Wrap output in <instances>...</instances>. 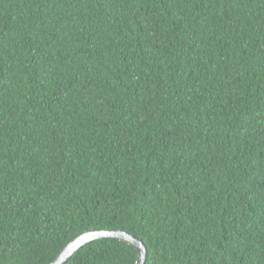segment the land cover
<instances>
[{"label":"trees","instance_id":"16d2710c","mask_svg":"<svg viewBox=\"0 0 264 264\" xmlns=\"http://www.w3.org/2000/svg\"><path fill=\"white\" fill-rule=\"evenodd\" d=\"M111 230L146 264H264V0H0V264Z\"/></svg>","mask_w":264,"mask_h":264},{"label":"water","instance_id":"95a60500","mask_svg":"<svg viewBox=\"0 0 264 264\" xmlns=\"http://www.w3.org/2000/svg\"><path fill=\"white\" fill-rule=\"evenodd\" d=\"M116 239L133 247L138 259L136 264H146L147 248L142 240L123 231H91L84 233L73 240L55 259L52 264H66L76 253L92 242L99 240Z\"/></svg>","mask_w":264,"mask_h":264}]
</instances>
